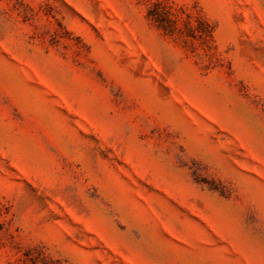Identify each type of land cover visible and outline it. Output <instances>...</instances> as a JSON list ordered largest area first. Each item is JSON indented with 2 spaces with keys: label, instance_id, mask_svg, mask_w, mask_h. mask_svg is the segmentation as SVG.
Wrapping results in <instances>:
<instances>
[{
  "label": "rangeland",
  "instance_id": "rangeland-1",
  "mask_svg": "<svg viewBox=\"0 0 264 264\" xmlns=\"http://www.w3.org/2000/svg\"><path fill=\"white\" fill-rule=\"evenodd\" d=\"M0 264H264V0H0Z\"/></svg>",
  "mask_w": 264,
  "mask_h": 264
}]
</instances>
